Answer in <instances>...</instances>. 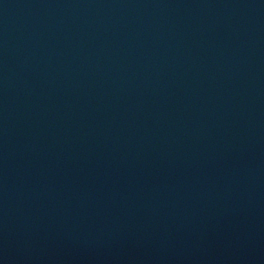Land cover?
I'll use <instances>...</instances> for the list:
<instances>
[{"label":"water","instance_id":"obj_1","mask_svg":"<svg viewBox=\"0 0 264 264\" xmlns=\"http://www.w3.org/2000/svg\"><path fill=\"white\" fill-rule=\"evenodd\" d=\"M0 264H264V0H0Z\"/></svg>","mask_w":264,"mask_h":264}]
</instances>
